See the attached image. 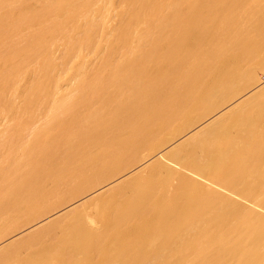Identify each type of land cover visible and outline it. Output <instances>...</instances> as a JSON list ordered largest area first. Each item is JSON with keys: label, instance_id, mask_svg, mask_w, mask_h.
Returning <instances> with one entry per match:
<instances>
[{"label": "bare ground", "instance_id": "1", "mask_svg": "<svg viewBox=\"0 0 264 264\" xmlns=\"http://www.w3.org/2000/svg\"><path fill=\"white\" fill-rule=\"evenodd\" d=\"M0 264H264V0H0Z\"/></svg>", "mask_w": 264, "mask_h": 264}]
</instances>
